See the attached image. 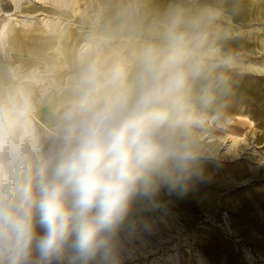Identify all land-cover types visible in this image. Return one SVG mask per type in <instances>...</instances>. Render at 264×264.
<instances>
[{
	"label": "clouds",
	"instance_id": "obj_1",
	"mask_svg": "<svg viewBox=\"0 0 264 264\" xmlns=\"http://www.w3.org/2000/svg\"><path fill=\"white\" fill-rule=\"evenodd\" d=\"M204 28L175 12L130 55L88 59L47 131L26 93L0 101V264H130L151 228L139 212L211 182L197 130L219 85Z\"/></svg>",
	"mask_w": 264,
	"mask_h": 264
},
{
	"label": "rangeland",
	"instance_id": "obj_2",
	"mask_svg": "<svg viewBox=\"0 0 264 264\" xmlns=\"http://www.w3.org/2000/svg\"><path fill=\"white\" fill-rule=\"evenodd\" d=\"M35 1L18 0L21 12L8 24L7 44L0 47V101L21 86L41 131L43 125L54 126L65 110L88 59L130 55L155 41L159 32L147 30L155 24L162 29L175 12L205 21L208 60L216 65L212 76L219 87L197 136L204 154L214 159L208 165L212 180L202 191L208 189L215 198L211 206L196 203L192 210L168 198L155 210H141L151 228L143 232L149 233L145 239L141 235L144 243H138L150 254L148 264H198L195 248L207 264H228L230 259L234 264H264V247L259 245L264 238V0H80L65 12H47L52 32L19 26L40 23L38 11L44 10ZM14 11L9 0H0V26ZM114 17L121 20L113 23ZM20 29L29 33L12 41ZM230 134L238 137L236 142ZM210 239L220 247L215 254L204 251ZM143 262L136 257L130 264Z\"/></svg>",
	"mask_w": 264,
	"mask_h": 264
},
{
	"label": "bare ground",
	"instance_id": "obj_3",
	"mask_svg": "<svg viewBox=\"0 0 264 264\" xmlns=\"http://www.w3.org/2000/svg\"><path fill=\"white\" fill-rule=\"evenodd\" d=\"M80 0H72V3L71 5H67L66 3V0H36L35 2L39 3L40 4V7L44 10V11H38V16H43V18L41 19L40 23L37 25H33L32 23H26V24H22V25H19L21 26L22 28H31V30L29 31H38L36 29H32L33 26H36L37 28H39V31L40 29H42L44 32H52V22L50 20L49 17H51L50 13H47V12H53V13H59V12H65L67 11L65 8H70V6L75 8L78 6V3H79ZM9 3L11 5H13L15 7V11L13 13H7V16H6V20L3 22V24L0 26V47H2L3 49L5 48L6 46V38H7V31H8V24L11 20H14V16H16V18L19 16L21 10H20V7H18V0H9ZM20 3V2H19ZM23 3V2H22ZM73 8V9H74ZM72 9V10H73ZM46 10V11H45ZM73 12H75V10H73ZM17 13V15H16ZM75 14L77 15L78 12H75ZM22 16V15H21ZM35 17V15H34ZM192 17V16H190ZM30 18V17H29ZM169 17H167L168 19ZM21 19V18H20ZM32 19V18H31ZM23 20V19H22ZM121 19L120 18H117V17H114L112 19V22L114 23L115 21H120ZM16 21V19H15ZM18 22V21H16ZM124 23H127V19L125 18V20L123 22H121V25L124 24ZM161 29V26L160 25H156L153 27V28H150L148 29L147 31H152L153 32H159V30ZM29 31L25 30V29H20V30H17L15 32V34L13 35L12 37V41H15V40H21V34H27L29 33ZM57 50L59 52H61L62 48H59L60 46H57ZM60 78V77H59ZM19 92H23V88L21 86H19ZM35 116H34V113L32 114V119L34 120ZM36 119V118H35ZM41 125H43L41 122H39ZM44 128H45V131H47L49 128V126H46V125H43ZM230 137H231V141L233 142H236L237 140V136H234V135H231L230 134ZM201 187V185H198L196 186L194 189H199ZM193 189V190H194ZM192 190V191H193ZM207 197L208 198V195H202V196H198V197H195L193 198L192 194H191V191L186 194L185 196H171L169 197L170 198V202H174L175 204H177V206L180 208V205H181V209L184 208V209H188V208H192L194 206V203L196 204H200L202 201L204 203H206V200L205 198ZM200 201V203H198ZM210 202V201H209ZM207 204V203H206ZM188 207V208H187ZM186 219L189 220L188 216H186ZM227 223V222H226ZM169 225V223H168ZM228 225V224H227ZM170 226V225H169ZM178 226V225H177ZM229 226V225H228ZM179 227V226H178ZM226 229V228H225ZM231 229V228H230ZM229 230V229H228ZM144 232V231H143ZM143 232H139L138 233V237L137 238H134L133 239V245H134V249L133 251V258L132 260H135V258L137 257L138 259H143V264H148L149 263V257H150V254H148L149 252L147 251H144L140 246H139V243H138V240L140 242H143L144 239H145V236H148V234H143ZM148 232V231H147ZM235 233V231L233 232V230L231 229L230 231V234L233 235ZM143 235L144 236V239L143 237L141 236ZM137 241V244L135 243ZM261 243L259 245H261L262 247H264V238L261 239L260 241ZM144 243V242H143ZM206 249L209 250L210 252H214V254L216 253L217 249L220 248L218 245V243L216 241H214V239H210L209 242L206 244ZM258 245V246H259ZM194 251V249H193ZM195 251H197V254H201L200 251H198L196 248H195ZM151 252V251H150ZM194 253V252H193ZM193 253L191 254L193 256ZM135 254V256H134ZM195 254V253H194ZM153 255L152 259H155L156 260V257L157 256V253H154V254H151ZM202 255V254H201ZM195 256V255H194ZM203 256V255H202ZM246 256V255H245ZM158 258V257H157ZM204 258V262L206 260V262L208 261L205 257ZM148 259V260H147ZM247 259L248 261H251V256L247 255ZM158 260V259H157ZM158 262V261H157ZM196 262H198V260H196ZM205 262V264H207ZM229 263L231 264H234L235 262L232 261L231 259L228 261ZM154 263V260H152L151 264ZM142 264V263H141Z\"/></svg>",
	"mask_w": 264,
	"mask_h": 264
},
{
	"label": "crops",
	"instance_id": "obj_4",
	"mask_svg": "<svg viewBox=\"0 0 264 264\" xmlns=\"http://www.w3.org/2000/svg\"><path fill=\"white\" fill-rule=\"evenodd\" d=\"M203 188H207V182L204 183V184H202L201 187H200L199 189H194L193 191H191V194H192L193 198L198 197V196H202V195H208V198H209V196H210L209 199H207V197H206L205 200H206V203H207V204L210 203L209 206H211V205L213 204V200H214V198H215V194H214L213 192H211V191H208V189H206L205 191H202ZM198 191H200V192L198 193ZM194 194H195V195H194ZM168 199L170 200V198H168ZM170 201H171V200H170ZM209 201H210V202H209ZM198 203H200V201H199ZM206 203H204V202L202 201L199 205H201V206H202V205H203V206H207ZM180 207H181V205H180ZM187 208H188V207H187ZM194 208H195V203H194V206H193L192 208H188L187 210H192V209H194ZM237 233H238V232H237ZM206 246H207V245H206ZM204 249H205L204 251H207L206 247H205ZM208 251H209V250H208ZM212 254H214V252H213ZM228 264H231V263L228 262Z\"/></svg>",
	"mask_w": 264,
	"mask_h": 264
}]
</instances>
